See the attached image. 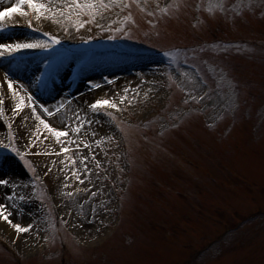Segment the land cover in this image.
Returning a JSON list of instances; mask_svg holds the SVG:
<instances>
[{
  "label": "rangeland",
  "instance_id": "374dc122",
  "mask_svg": "<svg viewBox=\"0 0 264 264\" xmlns=\"http://www.w3.org/2000/svg\"><path fill=\"white\" fill-rule=\"evenodd\" d=\"M57 2L53 27L37 25L28 7L27 17L14 16L26 26L20 32L49 45L28 58L50 59V72L85 68L87 81L63 88L75 100L60 105L44 91L41 104L61 115L67 104L90 99L99 134L88 142L77 121L68 128L73 146L47 151L2 125L0 159L21 174L15 222L30 230L16 229L28 240L20 247L22 238L0 223V264H264V0H103L107 7L78 0L95 9ZM9 20L3 36L12 32ZM0 76L24 91L23 76L2 68ZM129 77L141 91L127 96L121 81ZM103 91L116 107L93 110ZM61 156L69 170L75 157L82 183L67 186L64 201L90 197V211H76L72 220L39 162ZM118 199L120 228L107 240ZM81 218L92 224L91 236L77 232Z\"/></svg>",
  "mask_w": 264,
  "mask_h": 264
},
{
  "label": "bare ground",
  "instance_id": "6f19581e",
  "mask_svg": "<svg viewBox=\"0 0 264 264\" xmlns=\"http://www.w3.org/2000/svg\"><path fill=\"white\" fill-rule=\"evenodd\" d=\"M57 1L58 0H38L40 3L48 4L51 8V12L45 11L40 18H37V14L35 13V21L37 25L43 28L53 27L58 16L54 8L58 5ZM12 4L13 0H0V7L5 6L6 8H9L12 7ZM14 16L16 15L14 14ZM9 22L12 25V32H9V34L5 36L0 33V43L13 44L17 42L32 43L39 41L37 38L30 37L26 33L20 32L25 31L26 26L19 20H16V18L9 20ZM16 33H19L20 35ZM31 51L32 49H22L11 53L5 51V54L0 56V68H2L6 74L9 73L11 76L12 74L23 76L24 80L21 82L25 87L24 91L15 86L8 88V80L0 76V149H2L4 145H7L2 132V125L7 123L12 125L14 134L16 137H19L21 142L37 143V145L47 151H56L59 145L67 147L73 146V140L71 139L68 128L71 123H76L77 121L81 122L83 125L84 134L87 137L90 136L88 142L92 141L96 135L99 134V130H97V127L93 128L91 125L94 117L91 115L88 106L90 99L80 98L77 102L67 104V109H63L61 115H56L54 113V115L51 114L50 107L41 104L44 99L43 101L40 99V97L44 98V91H49L51 97H56L55 99L57 101L59 100L60 105L63 104V102H67L70 98L75 100L72 94L69 95L67 94V91H64L65 87L70 81H73L76 84L77 82L81 83L82 80L87 81L84 76L88 70L83 68L81 71L79 69L74 73L68 68H63V66L60 69H56L54 72H50V59L46 60V58L38 56L28 58ZM43 84L47 86L42 87ZM49 86L50 88H48ZM121 88L127 96H129L132 91H141L130 77L129 79H122ZM21 97H23V105L22 107L17 108V104L21 103ZM97 97L105 99L108 95H105V91H103V94H99ZM38 105L41 107H37ZM45 109H47V111H45ZM46 114H49L50 117L48 118ZM42 121L48 122L58 130L67 132L68 135L61 136L57 139L55 134L50 131V129L46 128ZM84 155H87L86 151L81 155V158H83ZM72 158H74L73 160L71 159V165L73 167L70 170L66 168L67 164L65 163H67V161L62 156L56 160H52V162H48V158L40 159L39 161L41 163V170H43L51 181L49 187L55 195V198L58 200L59 208L61 211L65 212L67 217L71 220L72 217L75 216L74 213L76 211L81 209L87 210V208L90 211L91 208L89 204L90 197L87 196V194L75 196V199H71L74 200V202L72 201L71 203L64 201L62 197L64 194L63 191L67 186H82V183L78 180V174L74 165L77 161L74 156H72ZM18 169L19 166L17 167V165H13V162H4L0 159V170L8 171L7 180L10 181L8 186L0 185V203L7 205L6 212L11 213L10 219L14 223L16 222L12 207L16 202V196L19 192L18 181L19 176H21ZM67 173L71 175L70 180L65 176ZM9 196L12 198L8 199ZM0 223H3L5 226V232L8 236H11L12 234L14 235L16 228L13 227V225L7 223L2 218H0ZM76 230L79 234L84 236H91L93 232L92 224L89 221L86 222L83 218L79 220ZM15 234H17L19 239L22 238L21 241H18V244L20 247H24L28 241L25 235L23 234L21 235L22 237H20L18 232Z\"/></svg>",
  "mask_w": 264,
  "mask_h": 264
},
{
  "label": "snow or ice",
  "instance_id": "6c2138e0",
  "mask_svg": "<svg viewBox=\"0 0 264 264\" xmlns=\"http://www.w3.org/2000/svg\"><path fill=\"white\" fill-rule=\"evenodd\" d=\"M26 6L28 8H31L36 14H37V18H40V16H42L44 14L45 11L51 12V8L49 7L48 4L45 3H40L38 2V0H16V3L14 4L13 7H9V8H5L4 10H0V27L3 26V22L6 19H15L14 14H18L19 16L22 17H27L28 13L26 11ZM76 7H80V8H88V9H95L96 8V4L95 3H85V4H80L77 0V4L75 5ZM100 7H107V5H105L103 3V0H100L99 3ZM69 7H71V5H69ZM164 11H167V9H164ZM29 24L31 23V21L28 22ZM52 41L54 43H59V40L53 36L52 37ZM49 47V45H41L38 42H32V43H28V42H17V43H13V44H8V43H0V56H3L5 54V51L11 53V52H16L22 49H33V48H38V47ZM8 88H12L13 87V82L11 80L8 81ZM97 87H99V85H97ZM23 105V97H21V103L17 104V108L22 107ZM104 106H111V107H116V104L112 101H109L107 99H102V100H96L93 104H91V108L93 110H99L100 108H103ZM45 111H47V109H45ZM42 123H44L45 127L50 129V131H52L55 136L57 137V139H59L61 136H66L68 135L67 132H64L62 130H58L57 128L53 127L51 124H49L46 121H42ZM76 131H79V128L76 129ZM13 151H16V149H12ZM64 151H68V149H64ZM10 183L9 180L6 179H0V185L3 186H8ZM12 197L9 196L8 199H11ZM7 205H4L2 203H0V218H2L3 220H5L7 223L13 225V227H15L18 231L20 232H26L29 231L30 229L28 227L22 226L20 223H14L11 219V213H7Z\"/></svg>",
  "mask_w": 264,
  "mask_h": 264
}]
</instances>
